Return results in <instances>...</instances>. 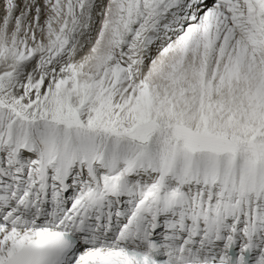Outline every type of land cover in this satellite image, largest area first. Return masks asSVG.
<instances>
[{
    "label": "snow or ice",
    "instance_id": "obj_1",
    "mask_svg": "<svg viewBox=\"0 0 264 264\" xmlns=\"http://www.w3.org/2000/svg\"><path fill=\"white\" fill-rule=\"evenodd\" d=\"M0 264H264V0H0Z\"/></svg>",
    "mask_w": 264,
    "mask_h": 264
}]
</instances>
